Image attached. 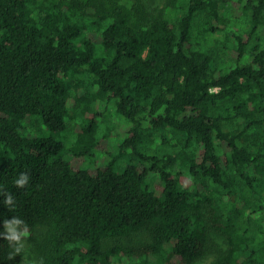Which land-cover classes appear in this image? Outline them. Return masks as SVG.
I'll list each match as a JSON object with an SVG mask.
<instances>
[{"label": "trees", "instance_id": "1", "mask_svg": "<svg viewBox=\"0 0 264 264\" xmlns=\"http://www.w3.org/2000/svg\"><path fill=\"white\" fill-rule=\"evenodd\" d=\"M222 2L0 0V264H264V0Z\"/></svg>", "mask_w": 264, "mask_h": 264}, {"label": "rangeland", "instance_id": "2", "mask_svg": "<svg viewBox=\"0 0 264 264\" xmlns=\"http://www.w3.org/2000/svg\"><path fill=\"white\" fill-rule=\"evenodd\" d=\"M231 0H223V2L221 3V9H222V13L223 14H227V15H231V13L233 14L232 10H231ZM232 18V17H231ZM222 32L221 30H219V32L215 33L213 36L214 37H220L222 38ZM212 36H210V38L208 39V42H211L212 40ZM106 115V114H104ZM27 121H29L28 123H26ZM27 121H24L23 125V133L28 134V135H32V136H40V137H47V136H52L54 139H58L61 140L63 145L65 147L68 146L69 144V138L68 135L70 134V127L67 126V130L61 134H56V133H51L46 126L43 124L41 118L37 115H32L28 118ZM114 139L110 138L107 147L108 150L112 149V145L114 144ZM97 153L96 154V158L102 160L103 154ZM65 157H67V154H65ZM29 263L28 259H24V264Z\"/></svg>", "mask_w": 264, "mask_h": 264}]
</instances>
